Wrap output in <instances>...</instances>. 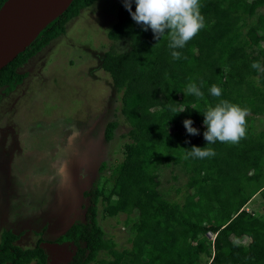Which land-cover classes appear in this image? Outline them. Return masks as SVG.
I'll return each instance as SVG.
<instances>
[{
  "label": "trees",
  "instance_id": "16d2710c",
  "mask_svg": "<svg viewBox=\"0 0 264 264\" xmlns=\"http://www.w3.org/2000/svg\"><path fill=\"white\" fill-rule=\"evenodd\" d=\"M6 0H0V8ZM96 0H73L35 41L0 70V101L22 84L18 70L65 33L66 24ZM206 26L183 48L170 49L166 34L159 40L137 24L124 7L107 37L126 42L128 50L105 52L101 68L121 93L119 114L130 130L124 137L123 159L105 184L85 192L89 198L83 219L74 221L54 240L39 235L35 246L21 249L23 234L2 233L0 264H48L42 244H71L67 264H264V129L252 124L264 116V0H200ZM136 8L132 3V11ZM172 51L181 53L174 59ZM203 86L204 99L187 93V85ZM221 88L211 95L212 85ZM220 100L250 109L246 136L239 143L207 145L204 113ZM207 101V103H205ZM183 110L177 114L171 111ZM191 119L198 135L187 133ZM118 121L108 122L104 138L111 141ZM192 146L210 147L215 155L185 159ZM103 163L102 173L106 168ZM178 166L189 175L184 202L160 192V170ZM102 176V175H101ZM259 196L263 213L245 205ZM112 218L126 215L131 247L118 251L98 223L97 205ZM130 217H133L130 221ZM129 219V220H128ZM215 235L208 239L206 233Z\"/></svg>",
  "mask_w": 264,
  "mask_h": 264
},
{
  "label": "rangeland",
  "instance_id": "374dc122",
  "mask_svg": "<svg viewBox=\"0 0 264 264\" xmlns=\"http://www.w3.org/2000/svg\"><path fill=\"white\" fill-rule=\"evenodd\" d=\"M122 5L123 0H96L83 9L63 35L18 70L27 77L1 99L0 243L4 231L23 234L16 242L21 249L34 247L39 235L47 241L62 235L83 219L89 204L85 192L101 188L122 161L130 128L119 114L121 93L101 68L105 52L128 50L126 42L114 44L107 37ZM114 121L117 129L106 141L104 128ZM252 124L264 129V116ZM103 163L107 165L100 173ZM189 175L178 166L163 167L160 192L183 203ZM104 186L111 188V183ZM103 205L99 199L98 223L105 238L118 251L129 249L126 215L109 218ZM245 209L263 213L259 196ZM41 246L48 264H67L75 252L67 243ZM110 259L103 253L95 264Z\"/></svg>",
  "mask_w": 264,
  "mask_h": 264
},
{
  "label": "clouds",
  "instance_id": "9594fccd",
  "mask_svg": "<svg viewBox=\"0 0 264 264\" xmlns=\"http://www.w3.org/2000/svg\"><path fill=\"white\" fill-rule=\"evenodd\" d=\"M134 2L136 8L133 12V0H123L124 7L132 19L142 25L145 31L150 28L154 33V39L157 40L164 36L167 30L170 49L183 48L206 26L205 17L200 11V0H134ZM171 55L177 60L181 58V53L178 51H172ZM251 67L264 72V67L258 61H254ZM202 86L203 81L200 87L194 82L189 83L187 93L204 99V93L201 91ZM210 93L215 97H220L222 90L214 84L210 88ZM184 110L171 109L175 114ZM203 115L205 117L203 123L206 126L203 137L207 141V145L217 141L236 144L246 136L247 117L250 115V109L247 107H241L228 100H220L214 107L209 106ZM183 125L188 134H199L198 129L192 126L191 119H185ZM190 149L191 151L186 153L185 159L190 157L204 159L215 155L214 149L210 147L192 146Z\"/></svg>",
  "mask_w": 264,
  "mask_h": 264
},
{
  "label": "water",
  "instance_id": "95a60500",
  "mask_svg": "<svg viewBox=\"0 0 264 264\" xmlns=\"http://www.w3.org/2000/svg\"><path fill=\"white\" fill-rule=\"evenodd\" d=\"M73 0H6L0 8V70L24 52Z\"/></svg>",
  "mask_w": 264,
  "mask_h": 264
},
{
  "label": "built area",
  "instance_id": "2783aa9c",
  "mask_svg": "<svg viewBox=\"0 0 264 264\" xmlns=\"http://www.w3.org/2000/svg\"><path fill=\"white\" fill-rule=\"evenodd\" d=\"M206 236H207V238L211 239L212 241H213L214 238H215V235H214L212 232H210V231H208V232L206 233Z\"/></svg>",
  "mask_w": 264,
  "mask_h": 264
}]
</instances>
